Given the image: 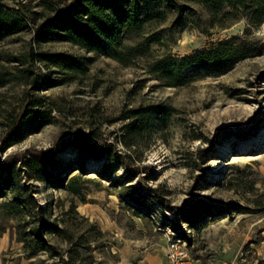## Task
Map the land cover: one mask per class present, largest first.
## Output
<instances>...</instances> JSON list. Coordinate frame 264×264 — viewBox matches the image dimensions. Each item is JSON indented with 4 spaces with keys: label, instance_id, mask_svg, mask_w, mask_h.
Here are the masks:
<instances>
[{
    "label": "rangeland",
    "instance_id": "rangeland-1",
    "mask_svg": "<svg viewBox=\"0 0 264 264\" xmlns=\"http://www.w3.org/2000/svg\"><path fill=\"white\" fill-rule=\"evenodd\" d=\"M74 1L0 0L10 25L0 37V77L12 80L0 86V163L26 150L60 151L37 171L17 164L19 187L33 197L22 198L29 202L21 213L0 187V264H139L158 256L166 232L148 216L153 190L190 260L264 264V20L252 26L242 8L234 21L214 16L200 0H140L141 20H150L125 44L142 43V52L123 66L37 35L45 22L73 20ZM229 41L247 57L222 74L173 88L148 73L152 62ZM40 54L76 57L85 74L37 62ZM157 104L171 116L156 119L149 139L127 151L118 142L122 114ZM78 144L130 157L114 165L83 155ZM127 165L139 174L131 177Z\"/></svg>",
    "mask_w": 264,
    "mask_h": 264
},
{
    "label": "trees",
    "instance_id": "trees-1",
    "mask_svg": "<svg viewBox=\"0 0 264 264\" xmlns=\"http://www.w3.org/2000/svg\"><path fill=\"white\" fill-rule=\"evenodd\" d=\"M201 4L210 14L217 16L221 12L225 17H231L232 21L238 19L232 12H239V9L249 10V22L252 26L258 27L264 20V0H200ZM74 19L62 25H50L48 22L36 28L38 36L43 39L55 42H67L79 46L85 51L110 58L123 66L131 64L142 52L143 44L128 46L126 38L132 33H140L142 25L150 19L141 20L140 0H112L100 3L98 0H75L72 4ZM231 10L225 11V10ZM10 25L0 18V37L8 34ZM144 50L148 52V47ZM246 51L240 48H233L232 42L220 43L216 47L196 52L191 56L184 57L177 62L172 60H160L150 63L147 66L148 73L165 87H181L191 83L203 75H219L229 70L237 62L247 57ZM17 62L20 59H17ZM37 62L49 63L55 68L66 73L85 74L86 66L78 58L66 54H40L36 57ZM22 64V63H21ZM25 72V71H24ZM21 73V72H20ZM0 86L12 80L2 79ZM21 82H26L25 75H22ZM20 82V81H19ZM35 81L33 84L35 85ZM173 110L163 104L140 106L124 112L120 118L127 122L119 137V143L129 152H135L142 145L143 140H148L152 135L154 121L171 116ZM109 145H103L101 149L88 144H78L83 155L90 154L95 159L105 157L109 163L119 165L130 156L126 154L112 153ZM60 151L49 150L45 152L24 151L12 160L0 163V187L5 188L12 195L10 204L15 214L21 213L27 208L29 201L33 200L26 190L19 187L20 174L22 171H37L43 166H52L56 161L55 156ZM22 168L16 171V166ZM131 177L139 174V169H131L127 165ZM153 192H156L153 190ZM129 197L133 199V195ZM134 200V199H133ZM35 207V204H33ZM43 227V225L41 226ZM52 228L51 226H46ZM172 230L181 234L176 224L172 223ZM26 244V243H25ZM32 251L30 256H34ZM65 264H71L69 261Z\"/></svg>",
    "mask_w": 264,
    "mask_h": 264
},
{
    "label": "built area",
    "instance_id": "built-area-1",
    "mask_svg": "<svg viewBox=\"0 0 264 264\" xmlns=\"http://www.w3.org/2000/svg\"><path fill=\"white\" fill-rule=\"evenodd\" d=\"M148 196L153 200L152 211L149 213V218L155 223L158 231L165 230V249L164 256L168 264H198V261L190 260L187 253L181 248L177 234L172 230L173 221L163 215L159 205L154 201V193H148ZM158 207V209H157ZM177 238V239H176Z\"/></svg>",
    "mask_w": 264,
    "mask_h": 264
},
{
    "label": "crops",
    "instance_id": "crops-1",
    "mask_svg": "<svg viewBox=\"0 0 264 264\" xmlns=\"http://www.w3.org/2000/svg\"><path fill=\"white\" fill-rule=\"evenodd\" d=\"M164 249L165 246L161 248V254H159L158 256L145 258L139 261V264H164V261L166 264H168L164 256Z\"/></svg>",
    "mask_w": 264,
    "mask_h": 264
}]
</instances>
